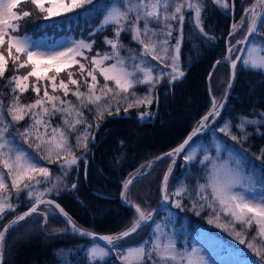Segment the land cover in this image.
<instances>
[{
    "label": "snow or ice",
    "instance_id": "6c2138e0",
    "mask_svg": "<svg viewBox=\"0 0 264 264\" xmlns=\"http://www.w3.org/2000/svg\"><path fill=\"white\" fill-rule=\"evenodd\" d=\"M92 2L93 0H0V49H2L0 50V79L5 77L9 60H11L14 69V74L5 80V87L11 90L6 110L4 100L0 98V218L6 216L8 212H15L16 209V205L11 203L12 193L8 191L9 184L6 183V179H10L11 188L17 199L22 192H25L27 197L34 200L28 211L16 215L9 224L0 229V264H3V244L6 234L19 222L25 221L26 218L36 213L40 204H54L65 217V222L70 225L73 232L93 238L96 235L78 228L59 204L43 199L44 194L52 191L55 185L45 189L44 192L36 191L37 185L52 179V173L49 168L39 163L36 156L15 146L10 138L11 133L14 131L25 143H29L30 147L33 146L30 141H35V148L42 151L39 159H48L49 163L62 160L60 164L62 176L56 177L57 180H61L63 176H67L73 166H79L82 159L75 154L72 145L68 142V134L76 132L78 125H86V127L76 137L77 146L82 147L85 151L89 150L88 130L92 125L84 116L83 109L94 111L95 117L102 119L105 112L112 115L108 103L109 98L115 100L119 105L121 99L128 101L129 94L135 99L127 103L124 108L125 112L133 106L151 105L154 99L151 92L155 85L164 79L165 75L168 77L169 83L184 75L178 61L184 40L186 21L192 20L193 27L200 34L207 35L202 19L206 0H128L126 8L113 7L105 15L101 25L102 28L113 26V38L105 37L104 40L105 44L111 46L112 51L104 54L97 53L96 56H93L90 60L91 68H87L77 57L88 60L84 50L91 51L92 43L81 40L74 42L72 46L63 51L49 53L36 50L28 37L17 34L20 30L19 21L32 14L28 10L17 11L22 3H30L38 13L43 15L45 20H48L71 14ZM212 2L224 10L234 7L229 3V0H212ZM243 13L240 22L232 25L233 33L247 25L246 36L251 35L257 31L258 24L264 19V0H253L247 8L243 9ZM122 32L130 34L132 40L141 46L139 53L133 55L130 52L127 58L121 56V50L127 48L120 40ZM173 32L177 33L175 37H173ZM173 39L176 41L175 44L172 43ZM243 42L238 41L237 43ZM5 51L7 57L4 54ZM228 51L231 53L233 49L229 48ZM240 51L245 50L241 49ZM146 57H151L152 61H157L170 68V72L154 75V67L148 63ZM241 59L237 56L231 62L232 79L235 78L237 61ZM109 60L115 62L102 66L105 61ZM127 60L133 61L131 70H129ZM242 63L245 68L264 71V55L259 60L243 58ZM73 65L79 66V74L83 79L86 91L80 90L81 81L74 78L73 71H69ZM19 69H28V71L24 75L15 74ZM97 71L103 77V84L97 79ZM50 72L52 75H49ZM61 72H66L67 82L64 79H59L57 83ZM88 77L91 78L90 81ZM30 78H35V82L30 83ZM109 82H112L114 87L109 86ZM69 85L75 86V90L71 89ZM137 85H147L148 94L143 97L136 96V93L131 90ZM49 86L53 94L49 93ZM42 87L43 96L41 97ZM229 87H231V80ZM29 88L36 94V98L32 103L23 104L21 95ZM58 91H62L64 97H68L71 92L77 103L62 99L61 96L55 94ZM101 101H105V104L101 105ZM90 105L93 107H89ZM222 107L223 104L218 103L213 97L212 106L202 118L200 126H206L209 117L219 116V109ZM37 109L39 110L37 111ZM116 112H120L119 106L116 107ZM58 113L61 115L64 127L51 128L50 117ZM145 115L147 113H141V118ZM8 117L11 119L8 120ZM26 117L30 122L23 126V131L13 128V125L24 121ZM46 117L49 119H45ZM257 123L256 120L242 117L241 122L235 126L242 133L241 136L233 134L232 126L228 122L220 128V131L233 141H240L248 138L249 133L245 131L246 125ZM41 127L44 128L43 133L40 132ZM49 128H51V135L48 133ZM259 134L264 135V132ZM92 138L95 139V137ZM191 140L192 137L189 136L167 155L174 156L185 152L184 159L189 162L194 161L195 155L185 151L186 146L190 147L189 141ZM54 153L55 159H53ZM262 158H264V148L260 149V154L257 156V159ZM205 162L210 166L208 182L198 185L195 195L199 197V200L193 203V207L195 208L199 204L201 210L205 207L211 209L218 226L225 228L231 226L239 242L246 244L257 257L264 261V193L259 197L247 195V193L256 191L255 181L250 177H245L239 167L234 168L231 161H221L219 157L213 158L206 155L200 163L204 164ZM170 172L171 169L165 173L162 180L163 199L169 200L170 195L176 196L179 198L176 201V207H181L183 198L186 195H192V193L188 188L180 187L169 194ZM131 182L129 180L124 183L125 192H122L121 196L125 199L128 185ZM72 187L75 188L76 185L73 184ZM238 188L241 190L237 191ZM208 189H210V194ZM133 207L137 218L128 229L114 236H100L99 239L107 242L108 245H115L121 239L131 236L144 223L152 219L151 213H146L140 205L134 204ZM221 214L229 218L227 224L219 223ZM45 219H47L46 214ZM213 222V220H209V223ZM237 224L241 226L239 231L236 230ZM253 225L256 226L255 235L248 239V233ZM108 254V250L99 246H94L90 251L92 258L103 259ZM121 260L122 264H207L199 250L193 248L191 251H181L177 248L175 240L164 233L155 234L154 239L147 247L137 246L126 249Z\"/></svg>",
    "mask_w": 264,
    "mask_h": 264
},
{
    "label": "trees",
    "instance_id": "16d2710c",
    "mask_svg": "<svg viewBox=\"0 0 264 264\" xmlns=\"http://www.w3.org/2000/svg\"><path fill=\"white\" fill-rule=\"evenodd\" d=\"M116 2L120 8L127 7L123 0H93L91 4H85L83 8L77 9L75 12L78 15L73 14L75 12L71 15L65 14L70 16L67 17V21L74 24L71 25L72 27H79L76 26L74 16L79 17L82 23L93 20L91 27L86 25V28L93 36L98 34L93 39V42L94 44L102 45L103 52L101 54L111 53L112 51L111 46L105 44L104 40L105 37L109 39L113 38V26L102 28L101 25L108 6ZM22 5L24 3L20 7ZM90 6L94 7V13H91L90 10L88 11L89 13L84 11ZM208 15H206V12L202 13L207 35L200 34L194 27L188 28V25L184 28V40L179 59L181 70L184 72L182 78L169 83L168 77L165 75L164 79L153 88L151 95L154 98L153 101L156 102L154 106H158L157 118L154 121L139 123L132 113L138 106L128 108L127 112L124 111L127 103L135 99L130 94L128 101L121 99L119 105H117L115 100L109 98L108 103L110 104L112 115H108L105 112L102 119H97L94 111H89L87 108L83 109L84 116L87 118L88 123L92 125L88 130L87 142L89 150L85 151L82 147L77 146L76 137L86 127V125H78L76 132L68 134L69 142H72L74 138L75 143L72 142V147H75V151L78 153L77 156L82 157L77 170L78 179L75 184L76 187L73 192L69 191V193L61 194L59 199L54 198L65 208L68 215L78 226L99 234H114L124 231L125 224L131 220L133 215L132 209L121 204L120 201L124 188L123 181L132 175L133 172H136L149 159L153 158L154 160L156 157L175 149L178 144L185 140L186 136L195 128V124L211 108L212 99L210 93H208L207 79L212 73L214 64L225 58L227 37L233 32V16L220 11L219 7L213 9L210 14L212 17ZM37 17L36 21L39 23L37 24V30H41L45 26H51V24H61L63 22V16L45 20L43 15L38 13ZM92 29L95 32H92ZM258 33L264 37V20L258 29ZM176 35L177 33L173 32V37ZM232 37L230 41L233 39ZM120 40L127 46V48L121 50L120 54L122 57L127 58L138 43L132 40L130 34L124 32L121 33ZM172 41L176 43L175 39ZM147 60H150L153 66L156 65L155 61L151 60V57H148ZM126 62L129 64V60ZM222 65L224 64L218 65L216 69ZM239 70L241 72H237V83L228 101L227 112H223L215 124L224 125L228 122L232 126L233 134L241 136L242 133L235 126L241 122L242 117L258 121L257 124L246 125L245 131L249 133L247 139L233 142L259 155L260 149L264 148V135L259 134L260 132H264V123L261 122V119L264 118V72L261 70H249V72L245 73V71H242L244 69L241 68ZM157 73V69L154 68V74ZM96 74L97 79L103 84V77L99 75L98 71ZM11 75L12 73L7 69L5 77L0 79V98L4 100L5 110L11 96L10 88L5 87V80ZM88 80L90 81L91 78L88 77ZM109 86L114 87V84L109 82ZM69 87L75 90V86L71 85ZM80 90L86 91V88L83 86V80H81ZM131 91H134L136 96L143 97L148 94V86L137 85ZM55 94L61 96L62 99L77 103L76 98L72 96L71 92L68 97H64L61 91ZM35 98L36 94L32 96L30 90H28L21 95V103H32ZM104 104L105 101H101V105ZM117 106L120 107L119 113L116 112ZM89 107L93 106L90 105ZM10 119L8 117V120ZM45 119L49 118L46 117ZM50 119L51 128L64 127L59 113L50 117ZM225 119L227 121H224ZM29 122L28 117H26L24 121L13 125V128L23 131V126ZM51 128L48 129L49 135H51ZM257 129H259V132H257ZM65 130L67 131V129ZM40 132H44L43 127L40 128ZM92 137H95V139ZM10 138L16 141L15 144L17 146L21 144L23 147L42 155V151L35 148V141H30L33 144L30 147L29 143H25L14 131L11 133ZM197 138H200V135L196 137L195 142ZM179 163L169 180L168 188H170L173 180L177 181H175L176 187L180 183L183 184V180L179 179L180 182H178L176 179L182 170ZM46 164L57 166V162L49 163L47 161ZM153 172L152 170L151 173ZM182 172L186 180L185 187L192 193V195H188L191 210L193 209L197 213L201 209L199 208V204H197V207H193V203L199 200L195 192L198 190V185L204 184L207 181L205 179L206 168L197 158L195 161L188 162ZM201 211H204L209 219L211 213L207 207ZM182 215L178 216L177 223L181 220ZM190 217L194 218V216ZM200 218L204 217L201 216ZM22 225L11 234L13 237L17 235ZM236 227V230L239 231L241 226L237 224ZM67 229L66 225V229L63 230ZM249 232L253 231L250 230ZM47 237L48 239L42 235L40 230L39 232L38 230L34 231L31 235L29 234L27 239L12 241V237L9 236L7 238L9 242L6 241L4 247L3 264H6L5 250L9 252L8 264H118L113 258H107L105 261H90L87 258V251L92 242L85 238L67 234L57 236L47 235ZM191 238H194V236L192 235Z\"/></svg>",
    "mask_w": 264,
    "mask_h": 264
},
{
    "label": "rangeland",
    "instance_id": "374dc122",
    "mask_svg": "<svg viewBox=\"0 0 264 264\" xmlns=\"http://www.w3.org/2000/svg\"><path fill=\"white\" fill-rule=\"evenodd\" d=\"M123 2L126 4V6H128V0H123ZM252 2L253 0H235L234 1L236 6L235 12H232L231 8L229 10H224L219 8V10L226 14H230L231 16H236V18L233 21V24L239 23L241 16L244 14L243 9L247 8ZM229 3L231 4V0H229ZM113 7H119L118 3L116 2L115 4H111L110 6H108L105 15ZM91 8L92 7L90 6L84 11H87V13H89L88 11L90 10L91 13H94L93 12L94 7L92 9ZM217 8L218 6L215 5L212 2V0H206V7L203 12H206V15L208 14L210 15L213 9H217ZM21 9L28 10L32 14L29 17H26L19 21L20 30L19 33L17 34L28 37L30 43L33 45V47L36 50L50 53L55 51H63L67 47L72 46L74 42L81 40L88 43H92L91 51L84 50L85 55L88 57V60H85L83 57H77V59H79L81 63H84L87 68H91V64H90L91 58L93 56H96L97 53L103 52V48H101L102 45L96 43L94 44L93 42V39H95V37L98 36V34H95L93 36L91 33L88 32V29L86 28V25L91 27V25L93 24V20L92 21L89 20L87 23H82L79 17L74 16V21L76 23V26L79 27H75V26L72 27L71 25L74 24L70 23V21H67V17L70 16L63 15V22L61 24L58 23L51 24V26H47V27L45 26L43 29L37 30L38 27L37 24L39 23H37L36 19L39 16L37 17L38 13L34 9V6H32L30 3H24V5L18 8L17 11ZM73 14L78 15L76 12ZM212 15H210L209 17H212ZM263 20L264 19L261 20V23ZM186 25H188V28L193 27V21L187 20L184 25V28ZM246 27L247 25H245L243 28H240L237 32H235L234 37H232L233 39L228 44V46L233 49V51L231 52V60H235V57L237 56V54L241 49L242 43H237V42L244 40ZM94 29H92V32H95ZM95 30L97 31V29ZM253 37H254L253 41L247 47L248 49L246 50V53L243 55L242 59L253 58L259 60L261 56L264 55V37H262V35L258 33V30L255 32ZM172 43L175 44V42L173 41ZM136 45L139 48L137 46H134V48L131 51L133 55L137 54L138 51H140L141 46H139V44ZM4 54L7 57L6 51L4 52ZM169 56H171V53H169ZM147 58L148 57H146V59ZM242 59L240 60L237 66L238 72H241L239 70L241 68L244 69L242 71H245V73L249 72V70L250 71L259 70V69L245 68L243 66ZM114 62L115 61L113 60L105 61L104 65L102 66H107ZM132 63L133 61L129 60V64H128L129 70H131ZM148 63H150V60L148 61ZM155 63H156L155 66H153L152 63L150 64L157 69L158 73L170 72V68L165 67L163 64H159L157 61H155ZM8 69L13 75L14 69L11 60H9ZM27 71L28 69H19V71L16 72L15 74L24 75L26 74ZM69 71H73L75 73L74 75L75 79L80 81L83 80L81 75L79 74L78 65H73L72 68L69 69ZM215 71L216 72L211 80L212 82L211 93L213 97H215L217 102L220 103L222 97L225 94V89L229 82L228 79L230 75V70L228 64L225 63L224 65L218 67ZM49 75H52V73L50 72ZM180 78L176 80H179ZM59 79H64L67 82L66 72L60 73L57 83ZM29 82L34 83L35 78H30ZM42 83H46V82H42ZM29 90L31 95L33 96L35 93L31 90V88H29ZM48 91L50 94H53L50 86L48 87ZM40 96L41 97L43 96V87L41 88ZM155 103L156 102L153 101L151 105H140L138 106V108H135L133 110L132 113L135 116V118H137L139 123L142 124L144 122H151L153 115L155 114V109H156V106H154ZM226 110L227 108L225 109L224 113L227 112ZM141 113H147V115L141 118ZM224 121L227 120L225 119ZM261 122L264 123V118L261 119ZM215 123L210 128V130L207 131L206 134L200 135V138H197L196 142H194L193 145L186 152H188L189 154H194L195 160L198 158L200 161H203L204 157L207 155L213 158L219 157L221 161H231L232 166L234 168L239 167L242 174L245 177H250L255 181L256 191L247 193V195H249L250 197H259L262 193H264V158L257 159L258 154L256 155L255 152L248 151L246 147L242 145H238V143L236 144L235 142H233V140L229 136H225L224 133L220 131V128L223 127L224 125L222 124L216 125ZM228 138L230 139L227 141ZM13 142L14 144L16 143L15 140H13ZM68 142H69V138H68ZM72 142H74V138L72 139ZM72 142H69V144L72 145ZM15 146L17 145L15 144ZM19 146L22 145L19 144ZM19 146L17 147L20 148L21 150L36 156L37 159L39 160V163L42 166L49 168L50 172L52 173V179L50 181L36 186V191L44 192L45 189L52 188L53 185H55L52 191L46 192L44 194L43 199L45 198L59 199L61 194L69 193V191L73 192L75 190V188H73L72 185L76 184L77 182L78 179L77 170L79 166H73L72 169L68 171L67 176H63L61 180H57L56 177L62 176L61 168H60V164L62 160L57 162V166H50L49 164H46L48 159L46 160L39 159L41 154H39L38 152L23 146L22 147ZM73 149L75 151V147H73ZM75 154L78 155L76 151ZM184 155L181 158L182 159L181 162L179 163V166L182 169L181 173H179L176 178L178 182H180L179 179L181 181L183 180V184L180 183V185L176 187L177 181L172 179L173 181L171 182L170 188H168L169 194H171L177 188L185 187L186 185L185 184L186 180L185 177H183L182 171L184 170L185 165L189 161H186L184 159ZM53 157H55V153L53 154ZM169 162H170L169 157H167V159H165L164 161L162 160L161 162L159 161L155 165L153 169L154 171L153 173H151L150 175L144 178H138L134 180L133 183L129 186V188H127L126 199L124 198L125 202L131 205L134 204L140 205V207L143 210H145L146 213H150L153 210H155L156 207H159L162 204L160 197V193H161L160 187L162 184L161 180L165 174L166 171L165 169L168 167ZM153 163H154L153 158L143 163V165L139 169H137L136 172H133L132 175L128 176L123 181V184L126 181L131 180L134 175L144 173L146 170H148L151 167ZM204 167L206 168L205 179L207 180L204 184H206L208 182V168L210 166L207 165V162H205ZM6 183L9 184L8 191L12 193L11 203L16 205V209L15 212H8L6 216L0 218V229L3 226H5L6 223L10 221V219L14 218L16 215L20 214L21 212L27 210V208L31 206L32 203L34 202V200L27 197L25 192H22L20 194L19 199H17L14 190L11 188L10 179H6ZM236 190L239 191L241 189L238 188ZM208 192L210 194V189H208ZM184 198L182 200L181 207H176V201L179 198L170 195V199H169L170 204L167 207V209L164 212H162V214L158 215L156 219L153 220V222L149 223L148 225L146 224V226L142 230L138 231L132 237L118 241L115 245H109L107 247V246H102L95 241L93 242L91 241L92 244L88 248L89 250L87 251L88 253L87 258L90 259V261L92 262L105 261L107 258H113L117 261L118 264H122L121 257L125 254L126 249L134 248L137 246L147 247L154 239L155 234L164 233L168 236H171L175 240L177 248L180 249L181 251H191L193 248L199 250L201 256H203L204 259L207 261V264H264V261H262L259 257H257L255 253L252 252L246 246V244H241L239 242L234 232L232 231L231 226H229L228 228L218 226L217 222H215L214 220V216L213 213L211 212V209L207 208L211 213L208 219V216L204 211L200 210L199 214H197L193 209L191 210V203H189L188 201V195H186ZM127 201H130L131 203H128ZM45 214L47 215L48 223L45 224L44 226L45 230H44L42 229V225L43 222L45 221L44 218ZM132 215L133 216L131 220L125 224V228L131 226L133 221L137 218V214L133 210H132ZM179 215H182V218L177 223ZM190 216H194V218ZM201 216H203L204 218H200ZM209 220H213L214 222L209 223ZM228 221L229 218L221 214V219L219 223L227 224ZM158 225L159 228H157ZM255 228L256 226L253 225V228L251 229V231L253 232L248 233V239H250L252 236L255 235ZM63 229H66V224L63 221V219L59 217L54 207H52L51 205H46L40 207V212H38V214L36 215H33L31 218L27 220V222L24 225H22V227H20L16 236L13 237L12 235H10V237H12L13 239L12 241L18 239H27L29 237V234L31 235V233H33L34 231L38 230L39 232L40 230L42 235L48 239L47 235H49L50 233L60 232V230ZM192 235L194 236V238L190 239ZM7 242H9V240ZM94 246H99L100 248H104L108 250L109 254L103 259L92 258L90 256V251ZM6 249L8 248L6 247ZM5 252H6L5 262L6 264H8L9 252L8 250H5Z\"/></svg>",
    "mask_w": 264,
    "mask_h": 264
},
{
    "label": "water",
    "instance_id": "95a60500",
    "mask_svg": "<svg viewBox=\"0 0 264 264\" xmlns=\"http://www.w3.org/2000/svg\"><path fill=\"white\" fill-rule=\"evenodd\" d=\"M234 1H235V0H231V4L234 5ZM234 9H235V6L232 7V11H233ZM260 23H261V21H260ZM260 23L258 24L257 30H258L259 27H260V26H259ZM239 29H240V28H239ZM239 29H238V30H239ZM238 30H237V31H238ZM237 31H236V32H237ZM232 33H233V32H232ZM234 33H235V32H234ZM234 33H233L232 35H229V36L227 37V53H226L225 59H224V60H220V61H219L220 63H217V62H218V61H217V62L214 64V67H213V69H212V73L209 75V77H208V79H207V82H208V93H210L211 99H213V95H212V93H211V82H210L211 77H212V75L214 74L215 69H216V67H217L218 65H220V64H225V63L228 64V66H229V70H230V75H229V79H228V81L230 82V80H231V87H229V83H228L227 88H226V91H225L226 93H225L224 97L222 98V100L220 101V103L223 104V107L219 109V111H220V115H221V114L225 111V109L227 108L228 101H229V99L231 98V96H232V94H233V90H234V88H235V86H236V83H237L236 79H237V72H238V70L236 69L235 78L232 79V68H231V62H232V60H231V53H229V51H228V49L230 48V47L228 46V44H229V41H230L231 37L234 35ZM254 34H255V33L246 36V33H245V38H244V40H243L244 42L242 43V46H241V49H243V50H245V51H239V53L237 54V56H239V57H241V58L243 57V55L246 53V50L248 49L247 47H248V46L250 45V43L253 41V38H254L253 35H254ZM241 49H240V50H241ZM237 56H236V57H237ZM236 57H235V59H236ZM239 62H240V60L237 61V66H238V63H239ZM156 106H157V105H156ZM209 110H210V109H209ZM209 110H208V111H209ZM208 111L206 112V114L208 113ZM157 113H158V106H157V109H156V111H155V114L153 115L152 121H154V120L157 118V117H156V116H157ZM220 115H219V116H220ZM219 116L209 117V119H208L207 122H206V126H204V127H201V126H200V122H201V120H202L203 117H202V118L196 123L195 128H194V129H193V130H192V131L186 136V138H185V140H186L189 136L192 137V140L189 141V145H190V147L193 145V143L195 142V139H196V137H197L198 135L206 134L207 131L210 130V128H211V127L213 126V124L217 121V119H218ZM194 130H196L195 133H194ZM185 140H184V141H185ZM184 141H183V142H184ZM183 142H181L180 144H178L175 148H177V147H178L179 145H181ZM190 147L186 146L185 151H188ZM167 153H169V152H167ZM167 153H164V155H160V156L156 157V158L154 159V163H153V164L151 165V167H150L148 170H146L144 173L134 175L133 178L131 179L132 182L128 185V188H129V186L133 183L134 180H136V179H138V178H144V176L150 174V173L152 172V170L154 169L155 165H156L159 161H161V160H165V158H167V157H169V158L171 159V162L169 163L168 167L166 168V172H165V173H167V172L169 171V169H171V172H170V175H169V180H170L171 176L173 175V173H174V171H175L176 166H177L178 163L181 161V158L183 157V155L185 154V152H181V153H179V154H177V155H174V156H168ZM162 180H163V179H162ZM169 183H170V181H168V185H169ZM161 187H162V184H161ZM161 187H160V192H161ZM122 192H125V189H124V188H123V191H122ZM160 196H161V202H162V204H161L159 207H157L155 210H153L152 212H150V213H151V216H152V219L149 220V221H147L146 223H144L143 226H141V227H140L135 233H133V234H132L131 236H129V237H132V236L135 235L138 231L142 230V229L146 226V224L151 223L153 220L156 219V217H157L158 215L162 214V212H164V211L167 209V207H168L169 204H170L169 200H164V199H163V193H162V192L160 193ZM44 200H46V201H47V200L54 201L55 204H59V205H60V208H63V209H64V212L67 213V211L65 210V208L62 207L61 204H60L56 199H54V198H45ZM120 201H121V204L126 205V206H128L129 208H131L132 210L135 211V208L133 207V205H131V204H127V203L125 202L124 197L121 196ZM46 205H50V204H40L36 213H33L30 217L26 218L25 221H21V222H19V224H17L16 226H14L13 228L10 229V231L6 234L5 242H4V244H3V258H4V247H5V244H6L7 238H8L11 234H13L15 231H17V228H18L19 226H21L22 224H24L25 222H27V220H28L29 218H31L33 215L38 214V212H40V207H42V206H46ZM51 206L55 208V210L57 211L59 217L62 218V219L64 220V222H65V217L59 212V209H57V208L55 207L54 204H52ZM30 207H31V206H29V207L27 208V210H25V211H23V212L28 211V209H29ZM23 212H21L20 214H22ZM67 214H68V213H67ZM18 215H19V214H18ZM46 216H47V215H46ZM68 216H69V215H68ZM14 218H15V217H14ZM14 218L10 219V221L13 220ZM44 218H45V215H44ZM72 220H73V219H72ZM10 221H8V222L6 223V225L9 224ZM47 221H48V218L45 219V221L43 222L42 229H44V226H45V224L47 223ZM73 221H74V220H73ZM65 223H66V222H65ZM75 224H76V223H75ZM66 225H67V228H68L67 230H60V232L50 233L49 236H50V235H51V236H57V235H60V234L74 235V236H78V237H80V238H85V239H87V240H89V241H92V242L95 241V242L99 243V244L102 245V246H107V247L109 246V245L107 244V242H105V241L99 239L100 236H105V235H109V234H99V233H96V232H92V233L96 234V235H95V238H93V237H89V236H86V235H80L79 233L73 232V231L71 230L70 225H68L67 223H66ZM76 225H77V224H76ZM3 227H4V226H3ZM3 227H2V228H3ZM77 227L80 228L81 230H86V231H88V232H91V231H89L88 229H85V228L80 227V226H78V225H77ZM129 227H130V226H129ZM129 227H128V228H129ZM2 228H1V229H2ZM128 228H125V230L128 229ZM44 230H45V229H44ZM119 233H120V232H119ZM116 234H118V233H114V234H111V235L114 236V235H116ZM129 237H127V238H129ZM125 239H126V238H123V239H121V240H125ZM121 240H120V241H121Z\"/></svg>",
    "mask_w": 264,
    "mask_h": 264
},
{
    "label": "flooded vegetation",
    "instance_id": "af4514ba",
    "mask_svg": "<svg viewBox=\"0 0 264 264\" xmlns=\"http://www.w3.org/2000/svg\"><path fill=\"white\" fill-rule=\"evenodd\" d=\"M232 12H235V9ZM235 18H236V16H233V21H234Z\"/></svg>",
    "mask_w": 264,
    "mask_h": 264
},
{
    "label": "bare ground",
    "instance_id": "6f19581e",
    "mask_svg": "<svg viewBox=\"0 0 264 264\" xmlns=\"http://www.w3.org/2000/svg\"><path fill=\"white\" fill-rule=\"evenodd\" d=\"M219 117H220V116H219ZM219 117H218V118H219Z\"/></svg>",
    "mask_w": 264,
    "mask_h": 264
}]
</instances>
